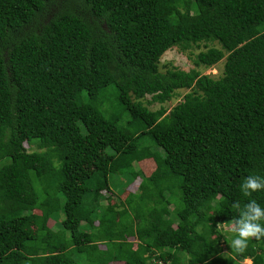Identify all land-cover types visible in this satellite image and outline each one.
I'll use <instances>...</instances> for the list:
<instances>
[{
	"label": "trees",
	"instance_id": "obj_1",
	"mask_svg": "<svg viewBox=\"0 0 264 264\" xmlns=\"http://www.w3.org/2000/svg\"><path fill=\"white\" fill-rule=\"evenodd\" d=\"M201 43L219 48L160 70ZM111 174L141 175L139 200L97 213ZM249 175L264 176V0H0V264H264V238L230 246L235 205L264 206Z\"/></svg>",
	"mask_w": 264,
	"mask_h": 264
},
{
	"label": "rangeland",
	"instance_id": "obj_2",
	"mask_svg": "<svg viewBox=\"0 0 264 264\" xmlns=\"http://www.w3.org/2000/svg\"><path fill=\"white\" fill-rule=\"evenodd\" d=\"M208 48H219V46L216 43H201V44H198L197 46L191 47L187 51H182L178 48H173V49L167 51L161 57L160 64H159L160 70L163 72H165L169 69L170 70L171 69L172 70L178 69V70H182V71H189L190 69H192L194 67L193 66V60H194L195 56L199 52L205 51ZM222 66H223V61H221L220 63H218L217 65H215L212 68L202 70V74L205 76L218 78L221 76ZM185 93H186V91H178V96H176V98H174L172 101L168 102L165 105V107L169 110L172 107H174L175 105H177L178 103H180L182 101V98H183ZM115 97H116V93H115L114 89L111 87L108 88L107 92H106V99H105L103 108L108 112L107 113L108 116L109 115L118 116L119 117L118 124L123 125L129 120V117L127 116L126 113L121 112L120 106L118 105L117 101L115 100ZM149 101H150V97H147V98H145V100H143L144 105H146L149 110L154 111V110H157L159 108L158 104H149L148 105ZM139 145L141 147L148 146V147H150L149 149H151L152 147L154 148L152 141L146 137L145 138L142 137ZM150 145H152V146H150ZM24 147H25V149H27L28 152L37 151V148L34 145H32L30 147V146L25 144ZM153 148L151 150H153ZM107 153H110V151H107ZM160 154L162 155L161 152H160ZM132 168L134 171L141 172L142 174L145 175V174L151 173V171L155 169V163L153 162L152 159L144 160L142 162L134 163ZM93 169H94V167L92 166V164L87 163L81 169V171L91 172ZM140 177H141V175H140ZM140 177L137 176L136 178H132L129 174H122V175L121 174H111V175H109L108 176V183H109L108 185H109L110 190L101 193L103 196H102L101 202L98 203V205H97V208H98L97 213H100L101 211L103 212L107 206L106 205L107 203L108 204L116 203L118 205H121V203H123L122 207H119L117 209V211H120L123 208L128 209V207H127L128 204L124 202V199H122L123 192H124V196L128 194L127 192L125 193V191H128L129 193H133L130 195L134 201V204H136L139 200L138 199L139 193L135 192V191L137 190V186L140 183V180H141ZM107 217L113 219L111 217V215H107ZM58 218H59L58 219L59 221H60V219L61 220L63 219V213L62 212H59ZM131 220H132V215L127 210V214L124 215L123 221H124V223H127V222H130ZM49 225H52L51 221H50ZM230 228L232 229L231 226H229V227L228 226H222V232L226 233V235L228 236V234L230 235V233H229ZM57 229L58 228H56L55 230H57ZM87 230H89L93 233H95L97 231V229H87ZM100 245H102L103 249H105L107 243H105V242L99 243V245H97V247H99ZM222 250L226 253L225 247L222 246ZM71 258L77 264H92L82 254H74ZM242 264H251V261L250 260H244L242 262Z\"/></svg>",
	"mask_w": 264,
	"mask_h": 264
},
{
	"label": "clouds",
	"instance_id": "obj_3",
	"mask_svg": "<svg viewBox=\"0 0 264 264\" xmlns=\"http://www.w3.org/2000/svg\"><path fill=\"white\" fill-rule=\"evenodd\" d=\"M240 187L246 197L254 192L264 191V176L249 175ZM235 207L238 212V218L235 219L236 235L230 246L236 252H243L253 238L257 241L264 238V206L253 199L243 207L239 204Z\"/></svg>",
	"mask_w": 264,
	"mask_h": 264
},
{
	"label": "crops",
	"instance_id": "obj_4",
	"mask_svg": "<svg viewBox=\"0 0 264 264\" xmlns=\"http://www.w3.org/2000/svg\"><path fill=\"white\" fill-rule=\"evenodd\" d=\"M122 199H124L123 197H122ZM97 223H95L94 224V226H93V229H96V227H97ZM110 264H123L122 262H112V263H110Z\"/></svg>",
	"mask_w": 264,
	"mask_h": 264
}]
</instances>
